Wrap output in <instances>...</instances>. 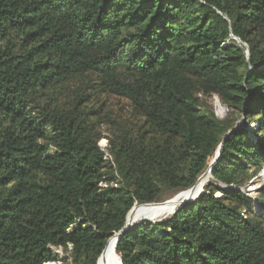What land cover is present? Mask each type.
Masks as SVG:
<instances>
[{
	"label": "trees",
	"instance_id": "16d2710c",
	"mask_svg": "<svg viewBox=\"0 0 264 264\" xmlns=\"http://www.w3.org/2000/svg\"><path fill=\"white\" fill-rule=\"evenodd\" d=\"M219 146L121 264H264V186L257 212L239 189L264 167V0H0V264H98Z\"/></svg>",
	"mask_w": 264,
	"mask_h": 264
},
{
	"label": "rangeland",
	"instance_id": "374dc122",
	"mask_svg": "<svg viewBox=\"0 0 264 264\" xmlns=\"http://www.w3.org/2000/svg\"><path fill=\"white\" fill-rule=\"evenodd\" d=\"M200 100H201V105H202L203 110L212 113L216 118H218L224 124H228L229 125V124H231L237 118L234 115V113L231 112L221 102L220 98L218 96H216V95H212V96H200ZM115 105L121 107L122 105H125V103L122 102L121 100H115ZM238 118L239 119L237 120V124L234 127V129H236V128H244V127L246 128L247 126L249 127V129H251V128H254L256 126V124H249L248 125V123L246 122L245 117H243V116H240ZM99 146L101 147V149H103L106 146V140H101L100 143H99ZM219 156H220V146L217 148L214 156L208 161V169L211 166V164L215 161V159H218L219 158ZM207 170H206V172H207ZM206 172H204L201 176H203ZM210 181H211V178L210 177L208 179H206L205 180L204 187ZM263 182H264V167L256 175L255 178L251 179L249 182L245 183L244 185H242L239 188L242 192H244L248 197H250L252 199L251 209H253L254 212L255 211L257 212L258 211V208L261 205V204H258V202H257L258 200L257 199H258L259 192L261 191L262 187L264 186ZM204 187L198 189V192H196L193 195V197H192V200L193 201L197 198V196L200 193L204 192ZM188 193L189 192H186V191H182V192H178V193H170V195L168 194L166 196V199L163 202L158 203L159 204L158 206H155L154 208H152V209H150V210H148L146 212L139 210L138 207H134L133 209L137 210V212L140 215V218H138L136 220H133V221H128V222L129 223H135V222H137V220H142V219L150 220L148 222H151V223H161V222H164V221L168 220L171 217L172 214L175 213V211L179 207V204L178 203H181L185 198L189 197V194ZM215 196H219V194L216 193ZM193 201H191V202H193ZM168 204H174L172 207L173 208L175 207V208L173 210H171L169 213H167L166 215H164V216H160V217L157 216V217H153V218H147V216H152L156 211H158L160 208H163L164 206H166ZM55 253L57 255L61 256V251L56 250ZM48 264H59V263L58 262H54V263H48Z\"/></svg>",
	"mask_w": 264,
	"mask_h": 264
},
{
	"label": "bare ground",
	"instance_id": "6f19581e",
	"mask_svg": "<svg viewBox=\"0 0 264 264\" xmlns=\"http://www.w3.org/2000/svg\"><path fill=\"white\" fill-rule=\"evenodd\" d=\"M209 177H210L209 173L206 172L203 176H201L198 179V181L196 182L197 190L204 187L205 180L208 179ZM174 204H168V205L164 206L163 208H160L152 216H147V218H153V217H157V216L160 217V216L166 215L167 213H169L171 210H173L175 208V207L174 208L172 207ZM138 218H140L139 213L137 212V210L132 209L128 214V221H133V220H136ZM98 264H119L118 259H117L116 254H115V238L114 237H112V239L109 240L107 246L104 249V252H103L101 258L99 259Z\"/></svg>",
	"mask_w": 264,
	"mask_h": 264
},
{
	"label": "water",
	"instance_id": "95a60500",
	"mask_svg": "<svg viewBox=\"0 0 264 264\" xmlns=\"http://www.w3.org/2000/svg\"><path fill=\"white\" fill-rule=\"evenodd\" d=\"M216 161H217V159H215V161L211 164V166H210L209 169L207 170V173H209L210 178H211V175H210L211 169H212V167H213V165L215 164ZM197 181H198V180H197ZM263 184H264V182H263ZM217 188H219V189H225V190H226V189H230V187H226V186L221 185V184H219ZM186 192H189V197L185 198L181 203H179V207L182 206V205H184V204H187V203L193 201V200H192L193 195H194L196 192H198V190H197V188H196V184H195L191 189H189V190L186 191ZM155 205H156V204H155ZM179 207H178V208H179ZM128 214H129V213H128ZM128 214H127V216H126L125 224H124L123 228H122L118 233H116V234L113 236V237L115 238V247H116V245H117V243H118L120 237H121L122 235H125V234H126V233H127L132 227H134V226H136V225H138V224H140V223H142V222H144V221H147V222L150 221V220H147V219H142V220H138V221L135 222V223H129V222H128ZM111 239H112V238H111ZM108 242H109V240H108ZM108 242H107V244H108ZM107 244H106V246H107ZM106 246H105V247H106ZM104 249H105V248H104ZM103 252H104V250L102 251V253H101L99 259L101 258ZM116 256H117V255H116ZM117 259H118L119 264H121V261H120V259H119L118 256H117Z\"/></svg>",
	"mask_w": 264,
	"mask_h": 264
}]
</instances>
